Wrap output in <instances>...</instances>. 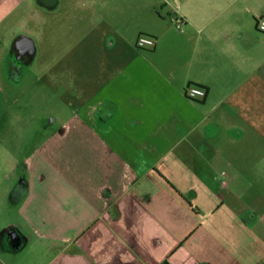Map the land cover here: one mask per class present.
Masks as SVG:
<instances>
[{
    "label": "crops",
    "instance_id": "0c3cea01",
    "mask_svg": "<svg viewBox=\"0 0 264 264\" xmlns=\"http://www.w3.org/2000/svg\"><path fill=\"white\" fill-rule=\"evenodd\" d=\"M258 18L264 0H0V98L29 72L33 102L0 109V264H264ZM232 165L256 205L217 190Z\"/></svg>",
    "mask_w": 264,
    "mask_h": 264
},
{
    "label": "rangeland",
    "instance_id": "374dc122",
    "mask_svg": "<svg viewBox=\"0 0 264 264\" xmlns=\"http://www.w3.org/2000/svg\"><path fill=\"white\" fill-rule=\"evenodd\" d=\"M31 74L28 72L25 77L26 80H24L23 84H20L18 86H5L6 88V94L0 98V109L5 110V109H15L17 110L18 108H26L27 110H31L32 108V103L31 98H30V87H31V79H30ZM41 87V86H39ZM17 97H21L20 101L16 103ZM38 108V116H41L45 110L47 109L45 104H42V101L40 99V106H37ZM262 120H263V127L261 131V142L264 143V100L262 102ZM9 117L7 118V123L9 121ZM46 120V119H45ZM41 123V122H40ZM47 123V120L45 121ZM5 124L4 119H1L0 121V126ZM4 135L0 134V136ZM229 139L231 142H236L238 139V134L237 131L235 130L234 133L229 134ZM39 142L43 141L44 138L40 134L38 138ZM262 166H264V145H263V154H262ZM237 167V166H236ZM247 172H255V169L257 167L253 163L252 166H246ZM229 176H218V180L214 182L217 185V190L220 191L222 194L227 196V204L228 205H237L238 200L236 197H233V193H238L239 192H246L247 198H244L245 201L248 202L250 205H256L255 199L251 198V195L255 193L256 186L255 182L253 180H249L246 178H243L242 176H239L238 178V172L237 169H235V166L232 165L231 168H229ZM253 179V178H252ZM225 183L229 186V189H222L221 186L222 184ZM264 186V183H263ZM264 188V187H263ZM243 193V194H244ZM264 204V203H263Z\"/></svg>",
    "mask_w": 264,
    "mask_h": 264
},
{
    "label": "built area",
    "instance_id": "2783aa9c",
    "mask_svg": "<svg viewBox=\"0 0 264 264\" xmlns=\"http://www.w3.org/2000/svg\"><path fill=\"white\" fill-rule=\"evenodd\" d=\"M174 24L177 29H181L182 20L174 18ZM256 28L264 34V18H258ZM156 46V39L147 35H140L136 40V47L140 50L153 49ZM186 97L193 101L203 100L207 95V91L196 85H189L186 89Z\"/></svg>",
    "mask_w": 264,
    "mask_h": 264
}]
</instances>
